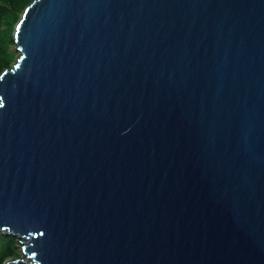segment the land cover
<instances>
[{
  "label": "water",
  "instance_id": "1",
  "mask_svg": "<svg viewBox=\"0 0 264 264\" xmlns=\"http://www.w3.org/2000/svg\"><path fill=\"white\" fill-rule=\"evenodd\" d=\"M12 40L3 264H264V0H32Z\"/></svg>",
  "mask_w": 264,
  "mask_h": 264
},
{
  "label": "trees",
  "instance_id": "2",
  "mask_svg": "<svg viewBox=\"0 0 264 264\" xmlns=\"http://www.w3.org/2000/svg\"><path fill=\"white\" fill-rule=\"evenodd\" d=\"M32 0H0V74L10 68L17 56L12 40L14 25L23 9ZM21 242L16 237L0 233V264L10 258H20Z\"/></svg>",
  "mask_w": 264,
  "mask_h": 264
},
{
  "label": "rangeland",
  "instance_id": "3",
  "mask_svg": "<svg viewBox=\"0 0 264 264\" xmlns=\"http://www.w3.org/2000/svg\"><path fill=\"white\" fill-rule=\"evenodd\" d=\"M21 257L23 258V256L21 255Z\"/></svg>",
  "mask_w": 264,
  "mask_h": 264
}]
</instances>
